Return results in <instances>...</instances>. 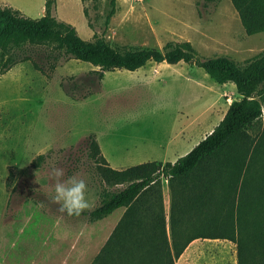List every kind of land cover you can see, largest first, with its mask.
<instances>
[{
    "label": "rangeland",
    "instance_id": "rangeland-1",
    "mask_svg": "<svg viewBox=\"0 0 264 264\" xmlns=\"http://www.w3.org/2000/svg\"><path fill=\"white\" fill-rule=\"evenodd\" d=\"M0 7L29 18L49 14L81 39L102 38L113 48L162 50L168 42L188 41L200 60L225 56L239 66L264 52V32L247 34L231 0H0ZM149 64L160 63L149 62L140 73L104 72L101 78L97 67L44 46L0 49V264H43L42 259L91 264L105 245L91 237L102 238L117 211L98 220L88 213L104 189L117 191L125 184L109 185L101 178L89 156L90 135L111 166L160 160L166 150L170 160L208 135L238 98L233 85L217 84L196 65L162 62L155 73ZM262 99V116L246 131L243 167L258 223H264V93ZM52 165L63 167L66 177L85 179L90 211L79 217L57 211L48 176ZM233 169L225 167L222 174ZM237 183L234 201L242 181ZM226 185L221 177L205 186L212 199L203 203L198 185L191 188L188 182L181 210L174 211V238L168 217L181 197L163 179L156 186L170 248L180 249L189 235L197 237L174 264H237V244L229 238L236 210L229 216L228 205L217 209ZM115 257L110 264H117Z\"/></svg>",
    "mask_w": 264,
    "mask_h": 264
},
{
    "label": "trees",
    "instance_id": "trees-1",
    "mask_svg": "<svg viewBox=\"0 0 264 264\" xmlns=\"http://www.w3.org/2000/svg\"><path fill=\"white\" fill-rule=\"evenodd\" d=\"M231 2L247 34L264 32V0ZM26 45L44 46L64 59L97 67L101 78L104 72H134L149 62L168 65L184 62L202 68L219 85H233L238 95L216 127L173 163L147 162L115 170L101 155L94 136L88 137L89 156L97 163L101 178L109 185L125 184L117 191L104 189L99 205L88 213L92 220H98L124 208L114 231L91 264H110V261H115L114 256L117 264H174V257L180 254L185 244L197 237L189 235L180 249L170 248L161 198L154 196L156 186L163 179L169 187L175 188L171 193L177 190L181 197L177 206H170L168 217L170 236L174 238V211L175 208L181 210L178 206L183 201L184 189L189 188L188 182H191V188L198 185L197 198L204 203L212 199L205 186L208 188L209 183L221 177L227 185L217 209L228 205L230 210L226 214L229 216H233V209L236 210L237 217L229 230V238L237 244V264H264V223L252 219L249 180L247 170H243L247 164L244 156L248 138L246 131L263 113L264 90L260 88L264 85V52L245 66H239L225 56L200 60L188 41L168 42L162 50L113 48L102 38L81 39L73 27L58 22L49 14L29 18L17 10L0 7V49H20ZM229 166H233V171L227 170L222 174ZM239 179L242 181L239 198L234 201L233 194L235 196ZM142 212H150L153 217H145Z\"/></svg>",
    "mask_w": 264,
    "mask_h": 264
},
{
    "label": "clouds",
    "instance_id": "clouds-1",
    "mask_svg": "<svg viewBox=\"0 0 264 264\" xmlns=\"http://www.w3.org/2000/svg\"><path fill=\"white\" fill-rule=\"evenodd\" d=\"M54 190L52 203L58 205L57 211L69 217H79L90 211L92 203L88 198V185L79 174L65 176V169L52 165L48 172Z\"/></svg>",
    "mask_w": 264,
    "mask_h": 264
},
{
    "label": "crops",
    "instance_id": "crops-1",
    "mask_svg": "<svg viewBox=\"0 0 264 264\" xmlns=\"http://www.w3.org/2000/svg\"><path fill=\"white\" fill-rule=\"evenodd\" d=\"M156 66H151L150 64H149V67L152 69V71L153 72H157V68H158V66H161L162 65V63H160V64H155ZM146 66V65H145ZM145 66H143L142 68H140V69H138V70H136V71H134V72H139V71H141V70H143V68H145ZM114 72V71H113ZM110 72H105L104 74L106 75V74H109ZM140 73V72H139ZM104 75V76H105ZM143 76L145 77V73L143 74ZM104 78V77H103ZM229 106V105H228ZM228 108V107H227ZM227 108H226V110H225V113H226V111H227ZM224 113V114H225ZM224 116V115H223ZM212 130V129H211ZM211 130H210V132H211ZM209 132V133H210ZM203 139V138H202ZM100 148V147H99ZM191 150V148L190 149H186L185 151H183L182 152V154L180 153V152H175L176 154H174L173 155V157H172V159H168V155H167V150L165 151V153H164V155H163V157L159 160H154V159H151V161H140V162H133V163H129V162H127L126 164H121V165H117V166H111L109 163H108V161H106L107 162V164H108V166L110 167V168H112V169H114V168H124V169H126V168H129V167H133V166H137V165H140V164H144V163H147V162H158V163H161V164H164L165 162H171V163H173L174 161H176L178 158H180L182 155H184V154H186L187 152H189ZM100 152H101V149H100ZM181 155V156H180ZM105 159V158H104ZM106 160V159H105ZM132 159H129V161H131ZM116 170V169H115ZM117 211V215H116V217H115V219L113 220V222H112V224H111V226L108 228V229H105V231H104V233L101 235L102 236V238L99 236V237H94V236H92L91 238H92V240H95V241H101V243H102V245L103 244H105V242L108 240V238L110 237V235L112 234V232H113V230H114V228H115V226L117 225V223H118V221H119V219L121 218V216H122V213H123V210H121V212L119 211V209H117V210H115V211H113V212H116ZM113 212L111 213V214H109L108 216H106L105 218H103V219H107L109 216H111L112 214H113ZM95 232H97V231H95ZM94 233V232H93ZM85 237H87V236H85ZM99 238V240H97ZM101 238V239H100ZM71 262H73V263H71ZM86 261H82V263H80V264H84ZM41 263H43V264H48L49 263V261H47V260H45V259H42V262ZM69 264H76V261L73 259V261H69Z\"/></svg>",
    "mask_w": 264,
    "mask_h": 264
},
{
    "label": "built area",
    "instance_id": "built-area-1",
    "mask_svg": "<svg viewBox=\"0 0 264 264\" xmlns=\"http://www.w3.org/2000/svg\"><path fill=\"white\" fill-rule=\"evenodd\" d=\"M135 2H143L144 0H134Z\"/></svg>",
    "mask_w": 264,
    "mask_h": 264
}]
</instances>
